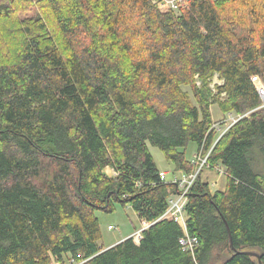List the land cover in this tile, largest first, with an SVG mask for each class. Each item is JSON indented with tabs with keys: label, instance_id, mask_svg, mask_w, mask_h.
<instances>
[{
	"label": "trees",
	"instance_id": "16d2710c",
	"mask_svg": "<svg viewBox=\"0 0 264 264\" xmlns=\"http://www.w3.org/2000/svg\"><path fill=\"white\" fill-rule=\"evenodd\" d=\"M263 74L264 0H0V264H256L221 261L227 223L264 264ZM213 104L237 117L221 136ZM190 142L228 177L188 192L193 249L159 219L181 188L150 149L183 175ZM117 206L153 223L105 248L96 211Z\"/></svg>",
	"mask_w": 264,
	"mask_h": 264
},
{
	"label": "rangeland",
	"instance_id": "374dc122",
	"mask_svg": "<svg viewBox=\"0 0 264 264\" xmlns=\"http://www.w3.org/2000/svg\"><path fill=\"white\" fill-rule=\"evenodd\" d=\"M189 90L188 87H185ZM212 115L215 121L221 120L223 114L217 104L212 105ZM220 125L216 124V127ZM151 152L154 159L160 169L167 170V181L174 180L175 176L179 174V171L175 169V165L171 160L165 157V154L157 147L151 146ZM197 151V145L194 142H190L186 149V157L188 160H192L194 153ZM107 172L110 175L114 174L113 169L108 168ZM182 175V174H181ZM202 178L210 183L212 190L223 189L227 184V175L219 173L213 167H205ZM96 214L100 221L102 238L100 245L107 248L108 246L117 243V240L122 239L123 236L133 234L135 231L143 227V221L138 214L131 207L117 206L116 210L112 213H105L102 211H96ZM111 226V228H109ZM77 262V260H74ZM59 264V263H54Z\"/></svg>",
	"mask_w": 264,
	"mask_h": 264
},
{
	"label": "built area",
	"instance_id": "2783aa9c",
	"mask_svg": "<svg viewBox=\"0 0 264 264\" xmlns=\"http://www.w3.org/2000/svg\"><path fill=\"white\" fill-rule=\"evenodd\" d=\"M159 8L162 11H167L170 9H179L180 6L187 3L189 0H154ZM252 80L255 83L260 96L262 100L264 101V74L263 75H254L252 76ZM237 120V117L233 116L231 113L227 115V118L224 120V122L221 121V124L218 127H215L221 134L220 136ZM211 149L207 153L204 154L203 147L200 148L199 151H196L193 156L194 161V170L190 173L183 174L179 177H175L174 181L179 183V186L181 188V191L177 194L171 195L168 199V208L164 212V214L159 218H168L172 217L176 221H179L182 223L185 234L180 238V243L187 249H193L197 245L198 239L195 236H192L189 234L187 230V213H186V204L188 201V193L183 192H189L191 186L195 182L197 176L199 173L204 171L205 167H210L209 163V154L211 152ZM213 168L219 171V173H224L223 167H221L219 164L214 165ZM167 176V173L165 171L160 172L161 179H165ZM143 221V227L139 230L135 231L131 237L136 242H139L142 238V232L145 228H147L149 225H151L153 222L142 220ZM111 228V226H109ZM75 259H72V264H78L74 261Z\"/></svg>",
	"mask_w": 264,
	"mask_h": 264
},
{
	"label": "water",
	"instance_id": "95a60500",
	"mask_svg": "<svg viewBox=\"0 0 264 264\" xmlns=\"http://www.w3.org/2000/svg\"><path fill=\"white\" fill-rule=\"evenodd\" d=\"M183 193H188V192H183ZM227 227H228V232H229V242L232 247V254H229L228 252L220 253L218 256L221 259V261L226 262L229 259H231L234 256V254H237L239 252V253H245L250 256H253L256 259V264H263V261H262L263 250L262 249L260 250L248 249L244 251H238L233 245L232 232H231V229L228 223H227Z\"/></svg>",
	"mask_w": 264,
	"mask_h": 264
},
{
	"label": "crops",
	"instance_id": "0c3cea01",
	"mask_svg": "<svg viewBox=\"0 0 264 264\" xmlns=\"http://www.w3.org/2000/svg\"><path fill=\"white\" fill-rule=\"evenodd\" d=\"M161 171H165V172L167 173V170L161 169ZM167 174H168V173H167ZM179 176H181V173H179V174L176 175L175 177H179ZM131 235H132V234H130V235H128V236H123L122 239L127 238V237H130ZM122 239L117 240V242H119V241L122 240ZM112 245H114V244H112ZM112 245H110V246H112ZM110 246H108V247H110Z\"/></svg>",
	"mask_w": 264,
	"mask_h": 264
},
{
	"label": "bare ground",
	"instance_id": "6f19581e",
	"mask_svg": "<svg viewBox=\"0 0 264 264\" xmlns=\"http://www.w3.org/2000/svg\"><path fill=\"white\" fill-rule=\"evenodd\" d=\"M221 124V122L220 121H216V122H214V125H213V127H216V124Z\"/></svg>",
	"mask_w": 264,
	"mask_h": 264
}]
</instances>
